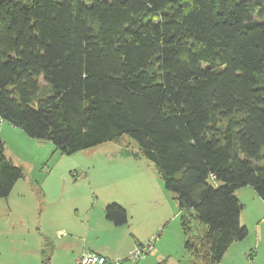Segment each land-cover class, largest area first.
Returning <instances> with one entry per match:
<instances>
[{
  "label": "trees",
  "instance_id": "trees-1",
  "mask_svg": "<svg viewBox=\"0 0 264 264\" xmlns=\"http://www.w3.org/2000/svg\"><path fill=\"white\" fill-rule=\"evenodd\" d=\"M0 122L65 155L128 138L187 264H218L248 233L236 192L264 202V0H0ZM21 177L0 139V199Z\"/></svg>",
  "mask_w": 264,
  "mask_h": 264
},
{
  "label": "rangeland",
  "instance_id": "rangeland-1",
  "mask_svg": "<svg viewBox=\"0 0 264 264\" xmlns=\"http://www.w3.org/2000/svg\"><path fill=\"white\" fill-rule=\"evenodd\" d=\"M0 139L6 159L22 169L0 199V264H76L85 253L110 264L191 261L177 200L128 138L65 155L0 122ZM238 193L247 205L240 224L248 233L218 264H264V202L254 201L247 187ZM109 203L126 210V225L105 220ZM137 244H152V251L135 259Z\"/></svg>",
  "mask_w": 264,
  "mask_h": 264
},
{
  "label": "built area",
  "instance_id": "built-area-1",
  "mask_svg": "<svg viewBox=\"0 0 264 264\" xmlns=\"http://www.w3.org/2000/svg\"><path fill=\"white\" fill-rule=\"evenodd\" d=\"M151 247L152 244H148L147 246H138L137 250L135 251V254L133 255L134 258L135 259L142 258L151 250ZM76 264H110V263H108L107 259L99 255H96L95 253H85L77 259Z\"/></svg>",
  "mask_w": 264,
  "mask_h": 264
},
{
  "label": "crops",
  "instance_id": "crops-1",
  "mask_svg": "<svg viewBox=\"0 0 264 264\" xmlns=\"http://www.w3.org/2000/svg\"><path fill=\"white\" fill-rule=\"evenodd\" d=\"M247 188H249V187H247ZM241 189H244V188H241ZM241 189H239L238 191L240 192V190ZM250 189V188H249ZM251 190V189H250ZM238 191L236 192V196H237V198L239 199V201L241 202V200H240V198H239V193H238ZM251 195H252V197H254V201H259V203H260V199L253 193V191L251 190ZM242 203V202H241ZM261 204H262V202H261ZM244 205V208H246L247 207V205H245V204H243ZM261 210H263L264 211V204H262V208H261ZM240 217H241V215H240ZM106 220V219H105ZM240 220H241V218H240ZM107 221V220H106ZM108 223H110L109 221H107ZM113 225V224H112ZM114 226V225H113ZM116 227V226H115ZM45 250V249H44ZM152 251V250H151ZM99 254V253H98ZM101 255V254H100ZM49 259V258H48Z\"/></svg>",
  "mask_w": 264,
  "mask_h": 264
}]
</instances>
